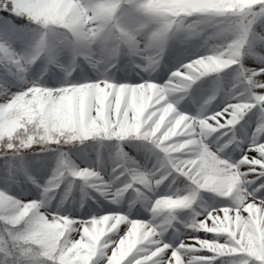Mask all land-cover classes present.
Returning <instances> with one entry per match:
<instances>
[{
    "label": "snow or ice",
    "instance_id": "1",
    "mask_svg": "<svg viewBox=\"0 0 264 264\" xmlns=\"http://www.w3.org/2000/svg\"><path fill=\"white\" fill-rule=\"evenodd\" d=\"M76 4L77 0H0V264H17L19 253L14 255L13 248L19 239L10 229L21 218L25 206H31L28 214L32 215L40 207L43 194L55 192L50 211L61 216L64 212L60 209L76 200L72 194L74 185L63 183L64 173L85 190L77 202L79 210H73L68 218L86 228L103 218H107V224L94 245L88 236L83 237L81 243L89 249L86 253L78 256L68 244L56 252L50 264H116L113 253L119 239L113 237L117 232L120 238L134 240L119 256L118 264H264V258L247 254L249 247L264 250V61H244L257 83L255 95L244 101L251 107L243 114H237L228 104L200 115L202 105L195 115L190 114L203 93V85L195 89L192 85L235 67L224 66L223 61L229 57L211 50L194 51L171 72L161 69L158 75L163 83L129 75L124 68L114 69V75L96 77L77 71L61 78L59 72L49 71L47 66L41 68L24 53L47 51L49 63L58 65L53 53L60 37L49 32L47 25L52 20L70 18ZM94 11V23L109 18L99 9ZM233 11L264 18V0ZM137 15L136 0H130L117 23L130 25ZM41 26L42 36L37 31ZM61 26L72 33L77 44L87 41L79 22ZM183 56L173 52L168 63ZM201 57L215 61V72L188 67ZM254 110L258 114L256 126L243 140L237 136L236 126ZM205 120L212 128L204 127ZM85 137L116 142L118 166L112 168L111 179L93 167L82 172L63 152L65 144L83 143ZM130 138L144 141L155 150L157 160L151 170L120 147ZM206 138L216 140L221 148L220 167L244 178L245 190L251 193L246 199L240 194L239 184L220 178L214 168L202 170L197 166L189 171L191 161L197 159L192 154V144ZM185 142L191 143L186 146ZM41 148L55 156H42L47 151L37 150ZM53 159L56 167L50 172ZM150 175L163 177L161 184L182 178L193 190L155 195L159 185L152 187L147 179ZM121 177L124 180L116 184ZM129 190L154 195L148 202V219H132L119 208L109 206L119 204ZM201 192L226 198L227 203L201 207ZM169 197L178 203H165ZM88 200L93 202L87 204ZM183 211L189 215L181 222L177 213ZM116 218L120 222L112 228ZM137 228L139 231H135ZM169 231L174 238L165 239ZM85 255L87 259L81 258Z\"/></svg>",
    "mask_w": 264,
    "mask_h": 264
},
{
    "label": "clouds",
    "instance_id": "2",
    "mask_svg": "<svg viewBox=\"0 0 264 264\" xmlns=\"http://www.w3.org/2000/svg\"><path fill=\"white\" fill-rule=\"evenodd\" d=\"M254 2L255 0H136L138 10L136 21L121 26L117 21L129 7L130 0H77L70 18L52 20L47 25L49 32L57 33L60 37L53 53L59 64L49 63L47 51L30 50L24 55L39 63L41 68L47 66L49 71H57L61 78H64L66 73L75 75L77 71L91 73L96 77L114 75L116 68L126 69L129 75L143 74L151 77L158 75L161 69H167L169 56L173 52L191 55L196 50L205 52L211 50L214 53L226 54L229 58L223 61V65H235V67H230L226 73L221 72L224 73L223 76L219 73L213 77L221 81V84L203 100V111L200 115L209 111L213 102L218 99H222L224 104L232 107L237 114H243L251 107L244 101L250 100L255 95L257 83L244 61L252 60L254 63L264 61V18L243 14L233 9H242ZM96 9L109 18L94 23V18L97 17V12L94 11ZM76 22L80 23L88 37L83 44H77L72 33L61 26ZM37 31L42 36L43 26ZM188 67L198 72L211 73L216 70L215 61L211 57L207 61L201 57ZM2 95L3 93H0V96ZM234 100L237 102L233 103ZM209 119L214 118L209 117ZM216 123L218 124L219 121ZM203 124L205 128H212L207 120L203 121ZM91 140L93 139L85 137L83 143L65 144L63 152L72 160L69 153L73 151H91L93 146L86 143ZM190 143L185 142V145ZM37 150L47 151L46 148ZM191 151L197 159L191 161L192 167L189 171L197 166L202 170L214 168L215 174L220 178L239 184L240 194L245 199L251 195L245 190L244 178L241 175L231 169L220 167L221 148L218 147L216 140L211 138L201 140L192 144ZM202 154H206L208 158L206 159ZM72 163L82 172H87L90 168L81 167L73 160ZM110 165L118 166V162L114 159L110 161ZM55 167V160L50 161V172ZM98 172L101 173L100 170ZM62 175L65 185L77 184L70 174ZM147 179L152 187L156 188L157 185H162L160 181L164 178L150 175ZM175 180L179 181L180 178L176 177ZM185 187L186 191L193 190L190 185ZM56 196L55 192L44 193L37 211L29 215L28 209L31 206H25L21 218L12 224L10 231L19 239L18 243H14L13 248L14 255L19 253L17 264H31V262L50 264L56 252L68 244L72 245L70 250L76 251L79 256L81 252L86 253L89 250L81 243L84 236H88L94 245L104 234L107 218L93 222L91 228L78 225L68 218L73 210H79L74 203H68L60 209L64 215L54 216L50 206L55 203L53 197ZM164 202L178 203L172 201L170 197ZM119 222L120 218H116L112 228H115ZM135 231L131 232L133 237ZM115 239H119L117 250L113 253L118 264L119 256L123 255L126 248L131 247L134 240L129 241L128 236L120 238L118 232L113 237V240ZM247 254L257 259L264 258V250L257 251L249 247ZM81 258L87 259V256Z\"/></svg>",
    "mask_w": 264,
    "mask_h": 264
},
{
    "label": "rangeland",
    "instance_id": "3",
    "mask_svg": "<svg viewBox=\"0 0 264 264\" xmlns=\"http://www.w3.org/2000/svg\"><path fill=\"white\" fill-rule=\"evenodd\" d=\"M189 58H191L190 55H184L183 57L173 59V61L168 64L166 72H171L175 70V68L178 67L180 63L186 62V60ZM246 62L254 63L252 60H246ZM220 75L223 76L224 73H221ZM141 76L148 79H155L157 83H163V80L159 79V75H153L151 77H148L141 74ZM214 76L215 75L204 77L200 81H197L196 84L192 85V89L197 88L198 85H203V93L199 98V102L193 104L190 114L195 115L196 112L203 105V100L219 88L221 81L213 79ZM167 78V75H165L164 79L166 80ZM189 92H191V89L189 90ZM182 103L183 101H181V104ZM223 105L224 102L222 101V99H218L217 101L213 102L209 111H218L220 107H223ZM179 110L184 111L182 107H180ZM257 119L258 114L255 112V110L245 116L244 119L240 122V124L236 126L237 136L243 140H247L250 137L251 130L256 126ZM86 143L93 146L91 151H73L69 153L72 160L75 163L79 164L81 167L89 166L93 168H98V170L101 171V174L104 175L106 179H111L113 177V173L111 171L113 166L110 165V161L114 160L117 155L116 142L98 138L95 140L88 141ZM120 147H122L123 151L128 156H132L138 159L140 164L148 170H151L153 168V164L157 160L155 150L151 149V146L144 141L130 138L126 141L121 142ZM41 155L46 157H54L55 153L51 151L41 153ZM232 155L235 156V152H233ZM123 180L124 178L121 177L119 181H116V184H120ZM186 185V182L183 181L182 178H180L179 181H175L174 183L170 179L168 181H165L156 189L155 195H163L165 193L176 191H178L180 194H184L187 192L185 187ZM84 192L85 190L80 188L79 182H77V185H74L73 187L72 193L73 196L76 197V200L73 201L76 206H78L77 202L80 200ZM91 195L93 197H96L95 193H91ZM141 197H143V199ZM151 198H154V195L152 193L137 194L136 192L129 190L124 194V197L121 199L119 204H110L107 201H105V203H109V206L112 208H119L125 214L129 215V217L132 219H148L150 217V213L147 211V207L149 199ZM92 202V200H88L87 204H91ZM225 203H227L226 198L219 197L213 193L201 192L198 194V204L201 207H217L223 206ZM87 204H85V207H87ZM80 211L82 212L83 209H80ZM188 215L189 213L186 211L177 213V216L181 222L184 221L188 217ZM176 226L180 228L181 232L184 231L181 228L180 224H177ZM176 235H179V233H177ZM172 238H174V236L171 231L166 233L165 239Z\"/></svg>",
    "mask_w": 264,
    "mask_h": 264
},
{
    "label": "trees",
    "instance_id": "4",
    "mask_svg": "<svg viewBox=\"0 0 264 264\" xmlns=\"http://www.w3.org/2000/svg\"><path fill=\"white\" fill-rule=\"evenodd\" d=\"M47 152H51V151H47Z\"/></svg>",
    "mask_w": 264,
    "mask_h": 264
}]
</instances>
